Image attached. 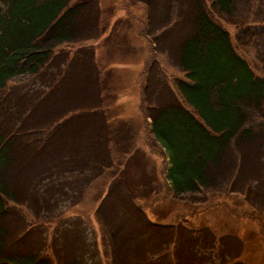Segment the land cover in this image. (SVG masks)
Listing matches in <instances>:
<instances>
[{"label":"rangeland","instance_id":"374dc122","mask_svg":"<svg viewBox=\"0 0 264 264\" xmlns=\"http://www.w3.org/2000/svg\"><path fill=\"white\" fill-rule=\"evenodd\" d=\"M210 4L204 0L210 18L263 76L254 51L235 42L241 24ZM258 6L243 27L260 25ZM189 11L187 0H93L81 16H91L90 36L58 46L40 73L7 82L13 111H31L22 129L42 126L35 133L42 139L54 134L40 156L37 141L21 146L25 169L10 171L21 172L20 195H33L31 208L14 205L20 218L11 228L22 231L21 217L34 225L20 249L53 264L59 255L85 264H176L177 256L181 264H264V141L259 150L254 141L232 145L233 160L247 154L235 182L227 166L212 187L174 195L169 154L151 132L150 108L180 99L174 83L185 79L177 59ZM261 121L254 115L249 123ZM175 125L170 117L167 127Z\"/></svg>","mask_w":264,"mask_h":264},{"label":"trees","instance_id":"16d2710c","mask_svg":"<svg viewBox=\"0 0 264 264\" xmlns=\"http://www.w3.org/2000/svg\"><path fill=\"white\" fill-rule=\"evenodd\" d=\"M92 2L0 0V264H53L44 255L18 246L34 225H24L21 217L16 227L20 226L22 231L13 230L12 219L20 218L14 205L31 208L33 195L30 189L26 196L20 195L21 172L18 170L17 175L10 171L23 165L25 169L18 157L21 146L30 147L37 141L34 154L40 156L54 134L50 132L42 139L35 134L42 126L22 129L21 122L31 111L19 116L18 110L13 111V96L5 91L6 84L15 77L40 73L51 62L58 46L90 36L91 16H81L92 7ZM258 2L260 25L243 27ZM187 4L189 31L180 42L177 59L185 79L177 78L174 83L180 99L170 96L166 105L150 108H153L151 132L170 157L171 167L166 178L174 195L212 187L219 179L220 169L227 166H233L231 179L235 182L247 154L237 152L233 160L232 145L254 141L259 150L264 141V121L256 127L249 123L254 115L264 116V0H211L210 4L231 23L241 24L235 33V42L254 51L263 76L256 75L236 53L228 31L210 18L204 0H187ZM170 117L177 124L174 127H167ZM11 120L16 123L11 125ZM30 134L35 136L21 142L22 135ZM260 162L258 158V169ZM99 166L102 168L103 164ZM253 180L251 177L245 184L246 190ZM32 215L35 218L37 213ZM53 241L52 237L51 244ZM55 248L54 252L58 251ZM62 257L59 255L56 264H85L81 259ZM181 263L177 256L176 264Z\"/></svg>","mask_w":264,"mask_h":264}]
</instances>
